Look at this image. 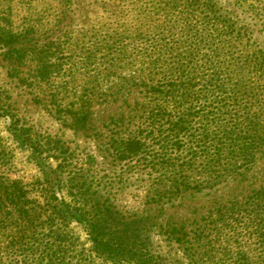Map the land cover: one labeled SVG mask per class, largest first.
Masks as SVG:
<instances>
[{"label": "rangeland", "instance_id": "374dc122", "mask_svg": "<svg viewBox=\"0 0 264 264\" xmlns=\"http://www.w3.org/2000/svg\"><path fill=\"white\" fill-rule=\"evenodd\" d=\"M103 1L75 2L67 8L72 17L63 22L61 0H0V32L19 34L26 29V42L30 39L38 49L51 50L45 65L51 71L40 80L29 70L34 68L33 59L27 56L24 67L15 66L8 45L0 39V176L22 180L30 195L40 196L46 207L44 197L51 194L45 190L47 181L66 183L68 171L80 170L89 184L88 194L113 206L116 219L107 236L127 253L119 264H139L130 258L132 251L150 256L153 264H237L241 261L237 231L251 216L246 209L254 191L264 187V147L242 180L220 174L208 184L180 192L167 190L172 167L153 168L143 157L114 158L110 143L138 123L144 86L137 78L126 81L137 74L134 65L104 57L111 49L101 40L109 36L104 33L116 17L114 9L103 7ZM213 3L219 24L231 35L236 56L264 51V0ZM81 100L89 104V115L85 126L77 128L71 108L78 109ZM19 124L29 127L33 138L52 140L40 150L45 160L37 158L19 136L15 127ZM61 165L66 171L57 174ZM188 179L199 177L191 172ZM55 191L70 202L72 188L63 185ZM42 219L39 233L45 240L50 229L63 232L59 241L67 264H73L74 255L85 263L117 264L91 250L85 226L72 215L49 222L46 216Z\"/></svg>", "mask_w": 264, "mask_h": 264}, {"label": "trees", "instance_id": "16d2710c", "mask_svg": "<svg viewBox=\"0 0 264 264\" xmlns=\"http://www.w3.org/2000/svg\"><path fill=\"white\" fill-rule=\"evenodd\" d=\"M61 1L62 21L68 22L72 16L67 8L79 0ZM103 2V7L114 9L116 17L104 33L109 36L100 39L111 49L104 57L134 65L137 74L126 81L137 78L144 86V103L137 108L141 117L138 115L135 128L127 130L124 137L110 140L114 158L143 157L153 168L172 167L168 191L196 189L220 174L230 173L232 180L245 178L264 147V51L236 56L231 35L217 20L213 0ZM13 32H0L10 59L20 68L30 56L35 64L29 70L45 80L51 71L45 66L51 50L38 49L30 39L26 42V29L23 34ZM17 41H21V47L13 48L12 42ZM87 106L81 100L78 109L71 108L77 128L87 123ZM15 127L37 158L45 160L40 150L52 140L33 138L31 129L23 124ZM155 148L159 149L156 154L145 155ZM60 167L57 174L66 171L63 165ZM79 171H68L66 183L47 181L45 190L51 196L44 197L49 203L46 207L40 196L30 195L22 180L0 176V264H67L59 241L63 232L50 229L49 240L40 236L43 216L49 222L54 217L72 215L85 226L96 255L110 256L117 264L120 257L127 256L123 246L107 236L116 219L113 206L88 194L89 184ZM191 172L199 180L188 179ZM63 185L72 188L70 202L56 195V187ZM251 199L246 209L251 216L237 231V254L241 253V264H264V187L256 189ZM250 245L253 248L249 249ZM74 256L71 263H85ZM130 258L139 264H153L150 256L136 251Z\"/></svg>", "mask_w": 264, "mask_h": 264}]
</instances>
